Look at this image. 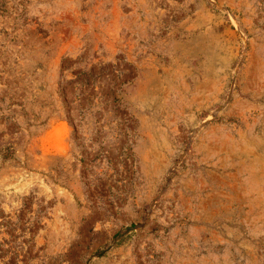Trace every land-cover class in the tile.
I'll list each match as a JSON object with an SVG mask.
<instances>
[{
    "label": "rangeland",
    "instance_id": "1",
    "mask_svg": "<svg viewBox=\"0 0 264 264\" xmlns=\"http://www.w3.org/2000/svg\"><path fill=\"white\" fill-rule=\"evenodd\" d=\"M0 264H264V0H0Z\"/></svg>",
    "mask_w": 264,
    "mask_h": 264
}]
</instances>
